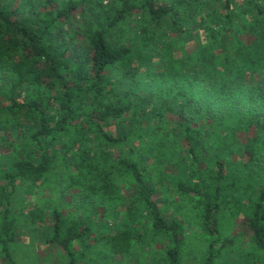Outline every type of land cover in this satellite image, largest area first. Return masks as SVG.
<instances>
[{
    "label": "trees",
    "instance_id": "trees-1",
    "mask_svg": "<svg viewBox=\"0 0 264 264\" xmlns=\"http://www.w3.org/2000/svg\"><path fill=\"white\" fill-rule=\"evenodd\" d=\"M68 197L85 217L63 213ZM185 199L211 237L206 256L227 247L220 221L236 211L264 264V0H0L8 264L19 221L48 218L47 242L75 264L100 210L129 222L115 249L141 217L168 240L166 264H181L184 233L163 214Z\"/></svg>",
    "mask_w": 264,
    "mask_h": 264
},
{
    "label": "rangeland",
    "instance_id": "rangeland-1",
    "mask_svg": "<svg viewBox=\"0 0 264 264\" xmlns=\"http://www.w3.org/2000/svg\"><path fill=\"white\" fill-rule=\"evenodd\" d=\"M161 1L170 3L172 0ZM103 3L109 6L112 0H103ZM81 14L80 9L74 16L79 18ZM192 48L190 44L189 51ZM172 170L176 172L175 169ZM18 199L21 205H17V210L27 214L28 210L24 208L23 200L21 197ZM70 199L66 198L65 206L62 207L63 213L85 217V211H77ZM178 204L182 208L180 214L175 215L174 210L166 209L163 216L170 224L172 220L177 219L181 225L184 233L183 241L179 245L181 264H205L208 258H212V264H261L260 261L256 263L255 258L252 257L253 232L243 215L235 216L236 211H234L225 219H221L220 231L223 238L229 239L230 242L220 256H206L211 237L200 225L201 221L197 217L200 209L195 208L197 204L190 199ZM144 214L147 215V212L141 211L139 215ZM102 216L101 210L100 214H94L93 221L85 225L90 228V235L83 237L85 241L77 240L73 243L75 264H166L168 240L155 235L149 220L139 217V222L132 225V239H127L130 242L128 250L118 251L115 249L116 242L114 243L111 238L119 231L129 230L123 227L129 222L123 219V211ZM52 220L48 218L45 224L39 223L35 227L22 219L19 221L20 227L15 231L17 238L7 247L16 264H70V259L59 245L47 242L44 231L53 226ZM5 256L0 244V264H8Z\"/></svg>",
    "mask_w": 264,
    "mask_h": 264
}]
</instances>
